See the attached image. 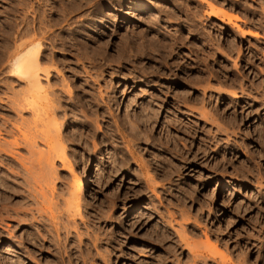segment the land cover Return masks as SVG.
I'll return each mask as SVG.
<instances>
[{"label":"rangeland","instance_id":"1","mask_svg":"<svg viewBox=\"0 0 264 264\" xmlns=\"http://www.w3.org/2000/svg\"><path fill=\"white\" fill-rule=\"evenodd\" d=\"M23 43L54 115L17 112ZM52 117L74 171L0 154V264H264V0H0V137Z\"/></svg>","mask_w":264,"mask_h":264},{"label":"bare ground","instance_id":"2","mask_svg":"<svg viewBox=\"0 0 264 264\" xmlns=\"http://www.w3.org/2000/svg\"><path fill=\"white\" fill-rule=\"evenodd\" d=\"M212 14L215 15V16L216 15L217 16L220 15V17H221L220 19L223 22H228L229 23V22H232L235 19H237L233 14H231V13H229L227 11H222L219 14V11L216 12L215 10H213ZM23 44H21L20 46H17L16 48L13 47V49H16V52L18 51V53H19V51H22L21 50L22 47L23 48L25 47V50L22 51L21 53H19L18 55H15L11 59V65H12V67H11V71H10L11 74L9 76V77H11L13 75V76H15V78H18L19 80L25 81L27 83V91L25 92V90H26V88H25L24 89V92H23V97H22V98H24L23 99L24 100L23 102H25V103L19 105L22 99L19 101V104L16 103L17 104V106H16L17 112L18 113H20V112L23 113L24 111L30 110L32 112H35L34 114H36V112H38L41 108H42V110H44L43 109L44 107H42V106H45L46 105V107H47L48 105L51 104V108L53 109V115H54V111L56 109L58 110V107L57 106H58L59 103H57V102L59 100L58 99L59 97L57 98L56 96H53L54 93L51 94V92H50V90L52 89L51 86H49V85L48 86H45L43 84V80L48 81L49 78H51L50 76L52 74L51 73L52 72L51 69L44 67L43 66V63H42V61L44 59V57H43V46L40 43H36V44L34 43V45H30V47L27 48L26 47V44H24V45ZM8 49L11 50L10 47ZM4 54H6V52ZM10 54H9L10 56L7 55L8 56L7 59H9V57H12L13 54L11 52H10ZM66 86L68 87L67 93H68V95L71 96L73 94V91L70 89L69 84H67ZM20 98L21 97H19V99ZM13 100H14V98H13ZM17 101L18 100H16V101L14 100V103L17 102ZM13 108H15V107H13ZM19 115H21V114H19ZM46 116H47V114H46ZM34 118H36V117H34ZM39 118H37L38 121H39ZM52 118H53L52 119L53 124H52L51 119H50L49 122H51V127L50 128L48 127V129L45 132H43L42 134L39 133V134H41L40 136H35L34 138H31L32 137L31 136L30 137L31 139H30L26 135H24V136L22 135L24 137V138H20V139H22V142H19V139H15L13 142H9V143L6 142V141L3 142V138H1L3 136H1L0 137V154L5 153L9 157H11L13 159V161H16V163L19 164V167H21L22 170H25L28 174H31V172H32L33 173V176H34V172H33L34 169H33V167H35L36 165L39 166V167H41V169H44L45 170V168H47L49 171H51V172L54 171V173H55V170L57 169L56 168V161L57 160L62 164V166H63L64 169L69 170L72 173L74 170H72L71 164H69L70 163V160L68 162V159H67V156H66V153H67L66 152V146H65V144L63 142V139L61 137L62 136L61 135V127H60L61 125H59V123L57 122V120H58V119L56 120L57 117L56 118L55 117H52ZM44 122H46V121H44ZM41 125H43V124H41ZM45 127H46V125H45ZM43 129H45V128H43ZM1 130H3V129H1ZM37 132H36V134H38ZM22 133H25V132H22ZM0 134H3V133L0 132ZM8 134L10 135L11 134V131L10 132L8 131ZM38 140L41 141V144H44L45 146H47L48 150L45 151L43 149H40L37 146L38 145L37 144L38 143ZM16 149H18V150H20V149L25 150L28 153V155H29L30 158L29 157L28 158L27 157H24L23 154L21 155V154H19L17 152L15 153V150ZM35 156L37 157L38 162L35 161V160H34V162H36L38 164H36L35 166H31L30 164H32L33 162H31L30 164L28 162H30L31 159L35 158ZM31 175H30V177H33ZM34 179H35V177H34ZM30 180H32V178H29V175L26 174V177L24 178V181L26 182L27 185H29L31 183ZM35 181H36V179H35ZM34 182H32V183H34ZM35 183H38V182H35ZM77 184H79V181H78ZM77 184L73 187V190L71 189L72 192L70 194V198H69V201H68L67 204H69V206H70L71 209L73 208V210L74 209L76 210V213L77 214H75V216L76 215L80 216L79 211H80V209L82 207V201H83V198L81 197V193L83 192V186L82 185L78 186ZM30 185H32V184H30ZM30 194H32L34 196V193H30ZM30 196H27V197L29 198ZM68 210H70V209H68ZM73 210H70V211L72 212ZM71 214H73V213H71ZM50 216H51V214H50ZM51 220H52V217H51ZM210 245L212 246V244H210ZM213 247H211V248H213ZM214 251L217 252V250L215 248H214ZM216 255H219V253H217Z\"/></svg>","mask_w":264,"mask_h":264}]
</instances>
